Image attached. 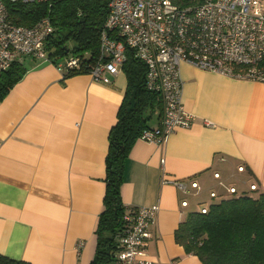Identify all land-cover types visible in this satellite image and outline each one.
I'll return each instance as SVG.
<instances>
[{"label":"crops","instance_id":"0c3cea01","mask_svg":"<svg viewBox=\"0 0 264 264\" xmlns=\"http://www.w3.org/2000/svg\"><path fill=\"white\" fill-rule=\"evenodd\" d=\"M27 69L0 100V256L30 264H93L110 134L125 102L126 75L106 85L90 74L65 78L46 62L28 61ZM181 76L185 110L196 117L192 127L163 146L137 139L125 163L126 211L158 210L142 258L150 264H202L175 233L193 205L205 204L211 193L224 198L235 187L264 194V84L189 64ZM145 116L148 128L159 127L161 110ZM162 177L196 181L200 189L184 195L162 184Z\"/></svg>","mask_w":264,"mask_h":264},{"label":"built area","instance_id":"2783aa9c","mask_svg":"<svg viewBox=\"0 0 264 264\" xmlns=\"http://www.w3.org/2000/svg\"><path fill=\"white\" fill-rule=\"evenodd\" d=\"M6 2L46 3L51 7L54 0H0V74L15 62L28 61L53 64L63 76L81 70L78 56L70 55L57 63L49 57L46 45L55 32L49 16L32 27L18 26L9 20ZM128 49L146 66V89L159 94L163 102L159 127L145 129L139 139L163 146L196 120L183 104V64L264 84V8L260 0H203L189 7H180L174 0H110L100 35V57L90 76L96 82L111 84V77L123 72ZM238 170L243 173L245 167ZM215 178L221 175L216 173ZM161 182L172 184L184 195L200 189L196 181L189 185L162 177ZM250 189L256 191L257 186ZM228 192L238 191L231 187ZM210 196L220 199L216 193ZM181 205L187 208L189 202L183 200ZM207 210L205 205L200 208L203 214ZM157 212L145 207L127 212L129 227L118 239V264H150L142 258ZM82 246L80 243L78 250Z\"/></svg>","mask_w":264,"mask_h":264},{"label":"trees","instance_id":"16d2710c","mask_svg":"<svg viewBox=\"0 0 264 264\" xmlns=\"http://www.w3.org/2000/svg\"><path fill=\"white\" fill-rule=\"evenodd\" d=\"M109 1L54 0L51 7L46 3L6 2V7L9 20L18 26L32 27L46 16L51 18L55 32L46 45L49 57L54 63L70 55L81 59V70L65 74L67 78L89 74L99 60L100 35L109 14ZM202 1L174 0V3L189 7ZM69 42L74 44L73 49L68 48ZM27 63L15 62L0 74V100L24 78ZM123 72L128 88L118 122L110 134L105 210L98 224V248L93 264H118V239L129 227L121 196L127 156L133 143L148 128L149 117L145 112L163 109L161 96L146 89V66L135 59L131 49L127 50ZM134 92L136 108L128 112ZM230 195L233 197L213 199L205 214L200 210L189 212L175 233L176 241L202 264H264V194L254 196L239 191ZM0 264L30 263L0 256Z\"/></svg>","mask_w":264,"mask_h":264},{"label":"rangeland","instance_id":"374dc122","mask_svg":"<svg viewBox=\"0 0 264 264\" xmlns=\"http://www.w3.org/2000/svg\"><path fill=\"white\" fill-rule=\"evenodd\" d=\"M67 46H68L69 49H73V48H74V44H73L72 42H69ZM253 195H254V196H257V195H259V194H258V192H256V193H254ZM229 196H232V195H229ZM232 197H233V196H232ZM210 200H211V199H210V196H209V198L207 199V202H206L204 205H205V206H210V204L212 203V202H209ZM215 200H218V199H215ZM212 201H214V200H212ZM216 202H217V201H216ZM200 208H201L200 205H198V204H194L192 210H200Z\"/></svg>","mask_w":264,"mask_h":264},{"label":"water","instance_id":"95a60500","mask_svg":"<svg viewBox=\"0 0 264 264\" xmlns=\"http://www.w3.org/2000/svg\"><path fill=\"white\" fill-rule=\"evenodd\" d=\"M129 107L127 108V111L128 112H132L135 110L136 108V92L133 93L132 95V98L130 99V102H129Z\"/></svg>","mask_w":264,"mask_h":264}]
</instances>
